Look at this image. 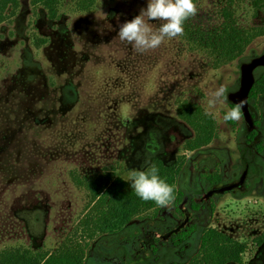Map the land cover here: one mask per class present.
<instances>
[{"label": "rangeland", "instance_id": "rangeland-1", "mask_svg": "<svg viewBox=\"0 0 264 264\" xmlns=\"http://www.w3.org/2000/svg\"><path fill=\"white\" fill-rule=\"evenodd\" d=\"M194 2L198 13L185 21L184 34L143 54L117 34L148 0H61L54 19L20 0L16 14L0 24V252H53L70 237L89 200L75 178L112 172L127 182L131 172L160 160L182 162V214L170 205L152 219V212L133 219L118 234L97 237L87 243L85 264H187L206 228L245 242L243 264L260 257L255 239L264 232V149L257 161L261 178L251 187L206 197L212 188L207 176L220 175L224 184L244 171L250 157L242 154L241 136L247 125L243 118L224 122L230 104L219 102L211 109L213 141L187 152L184 144L194 133L178 118L177 107L189 102L205 112L210 92L221 86L227 94L237 90L240 64L264 54V35L221 66L213 35L224 10L248 31L264 29V11L253 0ZM148 23L155 31L162 22ZM262 74L259 69L255 77ZM256 112L264 114V103H257ZM194 199L199 213L190 209ZM184 214L183 229L194 227L190 238L157 243L156 235L177 230Z\"/></svg>", "mask_w": 264, "mask_h": 264}, {"label": "trees", "instance_id": "trees-1", "mask_svg": "<svg viewBox=\"0 0 264 264\" xmlns=\"http://www.w3.org/2000/svg\"><path fill=\"white\" fill-rule=\"evenodd\" d=\"M33 8L41 7L51 19L56 18L61 0H30ZM20 0H0V24L12 18L19 9ZM253 6L259 11H264V0H253ZM224 22L220 30L213 35V51L217 55L219 66L235 61L243 55L247 47L258 37L264 35L260 31L240 29L233 14L223 11ZM249 107L251 112H256V105L264 103V74L256 76L255 83L249 94ZM230 109L235 107L229 105ZM178 118L185 123L194 133L192 139L184 144V150L195 152L209 146L216 134V122L212 116L205 115L201 107L189 102H182L177 107ZM242 118V116H241ZM233 125V121H228ZM256 128L261 127L260 122H254ZM257 131L243 132L241 136L242 154L245 155L248 145H253L258 153L264 149V142L259 141ZM245 157V156H244ZM244 160V159H243ZM155 166L159 176L175 188V200L171 204L176 211L182 214L179 203L183 198L182 192L177 188L178 177L182 169V162L165 165L160 160H154L145 170ZM210 185L219 186L222 181L220 175L207 176ZM74 182L77 187L84 189L89 200L85 206L82 218L78 221L72 235L58 246L53 252L44 250H31L27 248H13L0 252V264H85L86 246L99 236L115 235L120 233L133 219H137L152 212L151 219L156 212L163 208L153 201L141 200L135 191L128 187V183L112 172L100 174L95 177L78 179ZM190 209L200 210V206L193 201ZM194 233V227L189 226L174 235L170 241L173 245L186 242ZM157 243H160L157 240ZM261 246L264 243V232L255 239ZM152 253L156 249L150 247ZM248 251L245 242H239L215 228H206L199 238V251L187 264H243V255Z\"/></svg>", "mask_w": 264, "mask_h": 264}, {"label": "clouds", "instance_id": "clouds-1", "mask_svg": "<svg viewBox=\"0 0 264 264\" xmlns=\"http://www.w3.org/2000/svg\"><path fill=\"white\" fill-rule=\"evenodd\" d=\"M198 8L194 0H148L147 7L132 20L120 25L117 36L120 41L132 45L138 53L155 50L165 40L178 38L184 34V23L196 16ZM162 22L157 30L149 26L148 21ZM205 115L212 116L211 109L219 102L226 101L227 89L224 86L209 93ZM242 104H237L222 117L224 122L241 119ZM152 166L148 171H133L127 182L143 201H153L159 207H169L175 200V188L169 185Z\"/></svg>", "mask_w": 264, "mask_h": 264}, {"label": "water", "instance_id": "water-1", "mask_svg": "<svg viewBox=\"0 0 264 264\" xmlns=\"http://www.w3.org/2000/svg\"><path fill=\"white\" fill-rule=\"evenodd\" d=\"M259 69H264V54L249 59L248 61L242 62L239 67L240 71V82L239 87L236 91L227 94V102L231 105L236 106L237 104H242L241 113L242 118L247 125V131L251 132L255 129V117L249 107V94L255 83L256 77L255 73ZM235 191V187L231 185L222 186L220 188L213 189L207 196L211 195H221L232 193ZM184 216V221L180 230L184 228L188 221L187 215Z\"/></svg>", "mask_w": 264, "mask_h": 264}, {"label": "flooded vegetation", "instance_id": "flooded-vegetation-1", "mask_svg": "<svg viewBox=\"0 0 264 264\" xmlns=\"http://www.w3.org/2000/svg\"><path fill=\"white\" fill-rule=\"evenodd\" d=\"M253 115L255 117V121L261 123V127L260 128H256V126H255L254 130L257 131L258 136H260L259 141L262 142V141H264V140H262V139H264V135L262 134V131L264 130V114H260L259 115L257 112H255ZM244 144H245V142H242V145H244ZM248 150H249V157L250 158H249V161L245 164V168H244V171L242 172V174L239 175L238 177L233 178L230 183H224V184L221 183L219 186H215V187L213 185H211L212 188L206 193V197H208L207 194L210 193L213 189L220 188L222 186H227V185H231V186L235 187V191L232 192V193H236L237 191L238 192H242L243 190L251 187L257 180H259L261 178V170H260L261 168H260V165L258 164L257 161H258V156L263 151L258 153L253 145H248ZM247 183L249 184L248 187L246 186ZM213 196H219V195L215 194ZM186 199L187 198L184 196L183 201H185ZM203 200H206V199L204 198ZM203 200L201 199V201H203ZM192 201L195 204H198L197 200L194 199ZM192 201H190V203ZM200 210H195V211L192 210V211L195 212V213H199ZM181 226H182V224L177 229L178 232L184 230V229L180 230ZM177 230H174V231L170 230V232L165 234V236L162 237V238H161L162 235L157 234L156 235V237L158 238L157 240L160 242V244H161V242L163 240H165L167 238L170 240L174 235L178 234ZM149 235H148V237H149ZM142 237H143V235H142ZM146 248L147 247H145L144 242H142L140 251L143 253V252H145L144 250ZM263 255H264V251H263Z\"/></svg>", "mask_w": 264, "mask_h": 264}, {"label": "crops", "instance_id": "crops-1", "mask_svg": "<svg viewBox=\"0 0 264 264\" xmlns=\"http://www.w3.org/2000/svg\"><path fill=\"white\" fill-rule=\"evenodd\" d=\"M223 233V232H222ZM259 252H260V257L259 258H256V260H254V263L256 262V261H264V255H263V251H264V243L261 245V246H259V250H258ZM254 263H252V264H254Z\"/></svg>", "mask_w": 264, "mask_h": 264}]
</instances>
